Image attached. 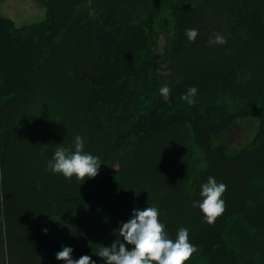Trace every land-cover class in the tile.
Masks as SVG:
<instances>
[{
    "label": "trees",
    "instance_id": "trees-1",
    "mask_svg": "<svg viewBox=\"0 0 264 264\" xmlns=\"http://www.w3.org/2000/svg\"><path fill=\"white\" fill-rule=\"evenodd\" d=\"M37 1L39 22L0 16V264H65L64 246L106 264L100 245L149 206L171 239L188 229L187 264H264V0ZM225 13L247 36L188 40ZM236 120L256 132L230 153L221 134ZM77 135L102 163L84 182L48 168ZM209 176L227 185L213 225L192 206Z\"/></svg>",
    "mask_w": 264,
    "mask_h": 264
},
{
    "label": "clouds",
    "instance_id": "clouds-1",
    "mask_svg": "<svg viewBox=\"0 0 264 264\" xmlns=\"http://www.w3.org/2000/svg\"><path fill=\"white\" fill-rule=\"evenodd\" d=\"M185 34L190 42H195L198 31L186 29ZM209 45H224L226 39L215 34L210 38ZM170 88L165 84L160 87L159 93L165 101L170 98ZM197 88L190 87L180 99L189 106L196 103L194 97ZM84 141L81 136L75 137L74 151L71 148L58 147L54 156L48 161V168L53 173L62 174L66 179L75 177L83 182L95 178L99 174L102 164L99 157L83 151ZM227 190V185L217 183L214 177L209 176L207 182L201 186L200 195L202 201H193L192 206L198 207L204 220L213 225L215 221L226 211V201L222 198ZM45 233L47 229L44 230ZM117 239L110 247L100 245L95 255L103 258L106 264H187L198 247L189 240V231L181 227L175 240L171 239L165 230V225L160 221V213L156 207H146L143 210H133L132 216L127 222H123L116 230ZM120 237L123 238L121 242ZM126 245L133 246L129 250ZM73 249L64 246L56 253V259L65 264H96L89 255H82L79 259H73Z\"/></svg>",
    "mask_w": 264,
    "mask_h": 264
},
{
    "label": "rangeland",
    "instance_id": "rangeland-1",
    "mask_svg": "<svg viewBox=\"0 0 264 264\" xmlns=\"http://www.w3.org/2000/svg\"><path fill=\"white\" fill-rule=\"evenodd\" d=\"M46 7L37 0H0V16L11 18L17 24L34 23L46 17ZM232 16L223 14L216 22L198 27L197 31L202 36L219 34L225 39L235 35L247 36L243 27L232 26ZM166 38L162 35L156 48L158 70L168 74L166 68L169 62L165 59ZM256 132V125L247 120H236L227 131L221 134V141L228 148L230 153L239 151L248 144Z\"/></svg>",
    "mask_w": 264,
    "mask_h": 264
}]
</instances>
